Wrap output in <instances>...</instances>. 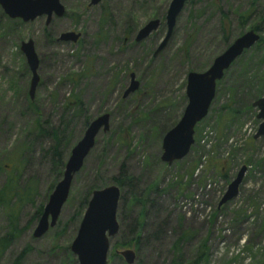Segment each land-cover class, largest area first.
<instances>
[{
    "label": "rangeland",
    "instance_id": "1",
    "mask_svg": "<svg viewBox=\"0 0 264 264\" xmlns=\"http://www.w3.org/2000/svg\"><path fill=\"white\" fill-rule=\"evenodd\" d=\"M170 2L102 0L90 6V0H60L64 15L48 26L45 17L22 22L0 8V190L17 165L15 188L33 192L21 205L19 234L0 264H78L70 245L87 206L82 202L95 190L117 186L114 179L122 175L132 187L120 190L119 231L110 239L107 264H126L117 253L123 250L134 252V264H193L204 250L199 264H264V136L255 138L261 121L253 107L264 97V45L256 43L224 73L207 115L194 128L190 152L171 165L160 159L162 138L187 104V75L206 71L249 30L264 39V0H190L170 40L154 55L166 35ZM151 20L160 21L157 30L136 42ZM69 32L80 35L76 43L58 41ZM28 41L38 60L33 99L20 51ZM131 74L138 88L124 97ZM72 96L80 108H65ZM104 114L108 130L96 136L73 177L55 226L33 238L40 217L34 220V213L43 211L62 177L54 176L45 156L54 144L50 132L63 138L66 162L89 124ZM39 124L48 135H38ZM242 167L238 195L219 209ZM133 195H142L143 202L131 203ZM136 220L138 245L124 247ZM7 232V213L0 209V237ZM179 239L177 255L173 245Z\"/></svg>",
    "mask_w": 264,
    "mask_h": 264
},
{
    "label": "water",
    "instance_id": "2",
    "mask_svg": "<svg viewBox=\"0 0 264 264\" xmlns=\"http://www.w3.org/2000/svg\"><path fill=\"white\" fill-rule=\"evenodd\" d=\"M186 1L171 0L165 16L166 35L154 55L163 50L170 40L177 17ZM100 2L101 0H90L89 5L97 6ZM0 8L8 18L19 19L22 22H32L39 17H45L46 26L51 23L53 17L62 18L65 12L60 0H0ZM159 25V20L149 21L138 31L136 42L147 38L157 30ZM79 37V34L69 32L61 34L58 41L76 43ZM258 41V34L254 30H249L235 39L222 54L216 57L206 71L187 75L185 88L187 104L178 123L162 138L160 159L164 164L171 165L173 162L183 159L190 152L194 145V128L208 113L215 96L216 83L223 78L224 73L231 65ZM20 51L24 54L31 73L28 96L33 99L39 77L37 75L38 60L32 41L22 43ZM137 88L138 82L131 74L130 85L125 91L124 97L136 91ZM253 107L258 109L257 119L261 121L255 135V138H258L264 136V97L254 102ZM108 121V114L94 119L80 141L72 148L65 162L62 177L49 196L38 219L32 234L33 238L42 237L55 226L61 208L69 196L73 177L81 169L85 158L94 147L96 136L101 130L103 132L108 130ZM245 172L246 168L242 167L229 183L218 203L219 209L236 198ZM119 199L120 189L115 185L91 193L76 236L70 245V251L78 264H107L110 239L115 237L119 231L116 219ZM117 253L126 264H134L135 254L132 250H123Z\"/></svg>",
    "mask_w": 264,
    "mask_h": 264
},
{
    "label": "trees",
    "instance_id": "3",
    "mask_svg": "<svg viewBox=\"0 0 264 264\" xmlns=\"http://www.w3.org/2000/svg\"><path fill=\"white\" fill-rule=\"evenodd\" d=\"M189 1L190 0H188L186 2V4ZM225 17H226L225 14H223L222 22L225 20ZM241 17H243V16H241ZM261 19L264 21V17H262ZM221 26H222V31L224 32L225 29H224L223 23L221 24ZM224 42L226 44H228V39L226 36L224 37ZM263 43H264V39L260 38V40L257 42L256 46L264 45ZM218 82L216 83V85L218 84ZM72 99H73V101L67 102V105L65 107L66 109L71 104H77L78 107L80 106V102H79L77 97L72 96ZM32 105L33 104L30 103V106H32ZM33 111L36 112V114H38V111L35 109V107L33 108ZM36 121L39 123L38 119ZM37 122H36V124H38ZM37 132H38V135L40 137L47 134L46 131L44 129H42V126L40 127V124L37 125ZM50 133L54 138V144L49 148V150H47L45 156L47 155V157L49 158L50 168H51V171L54 173V176L57 178H60L63 174L64 164H65V155H64L63 151L60 149L61 141L63 143L64 140H63V138L60 139L59 137H57L56 132L51 131ZM17 173H18L17 165L12 166V170H11L10 175L8 177L7 183L0 190V209H4L6 211V213H7V224H8V232L4 236L0 237V255L8 249V247L11 245L13 240L19 234V230L17 227L18 213L20 211L21 205L24 203H27L26 202L27 197L33 195L32 190L24 189L22 191H19L15 188V184H16L15 181L18 177ZM123 176L124 175H122L119 178L114 179V183L120 188V190L124 189V188L126 189L127 187L128 188L132 187V179L129 177H125V176L123 177ZM89 195H90V191H89ZM122 199H123V193H121V196H120V200H122ZM142 199H143L142 195H137V196L133 195L132 199H131V203H139L140 204L143 202ZM87 200H88V197H87V199H85L82 202V206L87 205ZM41 212H42V207H39L34 213V216H33L34 220L40 216ZM138 225H140L139 221L134 222V224L131 226V231H130L131 235H132V239H131V241H129L125 244H122V246L130 247L131 243L135 244L136 246L138 245L139 232L135 231V228H137ZM180 241L181 240L179 239L173 245V249L177 255L180 252V248H179ZM204 254H205V250H204V253H201V255L197 257V259L193 262V264H199L201 257H203ZM23 255H24V252L20 255L19 259ZM178 260H175L174 263L179 264Z\"/></svg>",
    "mask_w": 264,
    "mask_h": 264
},
{
    "label": "flooded vegetation",
    "instance_id": "4",
    "mask_svg": "<svg viewBox=\"0 0 264 264\" xmlns=\"http://www.w3.org/2000/svg\"><path fill=\"white\" fill-rule=\"evenodd\" d=\"M102 1V0H101Z\"/></svg>",
    "mask_w": 264,
    "mask_h": 264
}]
</instances>
